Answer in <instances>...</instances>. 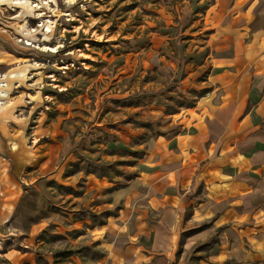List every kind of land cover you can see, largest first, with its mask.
Returning <instances> with one entry per match:
<instances>
[{
    "label": "rangeland",
    "instance_id": "1",
    "mask_svg": "<svg viewBox=\"0 0 264 264\" xmlns=\"http://www.w3.org/2000/svg\"><path fill=\"white\" fill-rule=\"evenodd\" d=\"M202 1L0 0V264H241L140 191L211 86Z\"/></svg>",
    "mask_w": 264,
    "mask_h": 264
},
{
    "label": "crops",
    "instance_id": "2",
    "mask_svg": "<svg viewBox=\"0 0 264 264\" xmlns=\"http://www.w3.org/2000/svg\"><path fill=\"white\" fill-rule=\"evenodd\" d=\"M194 12L212 52L211 86L184 132L155 147L162 160L140 191L171 220L172 238L190 209L188 221L208 222L203 236L215 234L226 259L264 264V0H210Z\"/></svg>",
    "mask_w": 264,
    "mask_h": 264
},
{
    "label": "bare ground",
    "instance_id": "3",
    "mask_svg": "<svg viewBox=\"0 0 264 264\" xmlns=\"http://www.w3.org/2000/svg\"><path fill=\"white\" fill-rule=\"evenodd\" d=\"M0 108H2V103L0 102Z\"/></svg>",
    "mask_w": 264,
    "mask_h": 264
}]
</instances>
